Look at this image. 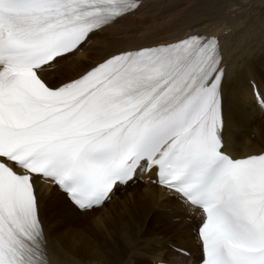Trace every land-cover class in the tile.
<instances>
[{
    "label": "snow or ice",
    "instance_id": "6c2138e0",
    "mask_svg": "<svg viewBox=\"0 0 264 264\" xmlns=\"http://www.w3.org/2000/svg\"><path fill=\"white\" fill-rule=\"evenodd\" d=\"M141 0H0V264H51L37 184L79 210L154 173L198 214L199 264H264V151H225L218 41L189 34L47 75ZM264 106V86L250 84Z\"/></svg>",
    "mask_w": 264,
    "mask_h": 264
},
{
    "label": "bare ground",
    "instance_id": "6f19581e",
    "mask_svg": "<svg viewBox=\"0 0 264 264\" xmlns=\"http://www.w3.org/2000/svg\"><path fill=\"white\" fill-rule=\"evenodd\" d=\"M161 1L163 0H144L142 10L147 8V11L137 17L131 15L120 20L123 30L130 31L129 33H123V37L118 40H100L103 42L102 46L96 45L94 41L91 52L86 57L68 64L71 70L62 72V80L80 74L94 61L122 47L170 41L195 31L222 34L224 26H227L231 28L229 34L223 35L224 58L228 65L225 79L227 118L229 124L243 134L237 141L240 146L249 135L247 128L253 125L256 127L252 130L258 129L257 136L264 141V122H261L264 120L261 116L263 113L260 112L257 117L246 114V106H249L253 99L249 89L239 80L247 71L257 70L264 74V30L261 27V31L257 33L255 26H248L251 12L254 17L258 12L264 16V11L261 12L264 0H228L219 11L208 9L204 0L198 1L197 4H194V1L190 4L189 0H175L176 8L187 1L190 5L184 8L188 11H183L185 14L187 11L188 15H195V18L193 16L194 19L184 23L187 24L184 31L172 34L169 29L170 34L164 30L169 28L170 24L166 27L165 21H155L165 11L164 7H159L158 3ZM248 5L249 8L242 10V7ZM189 7L191 9H188ZM167 14L166 12V16ZM176 24L178 25L177 22ZM177 27L179 26H176V29ZM252 115H256L255 111ZM37 189L51 264H149L147 255L155 254L156 241L160 239L183 246L192 255L200 250L195 224L191 220L190 212L185 208L180 205L172 206L174 208L164 205L161 208L162 205H157L159 214L148 216L153 208L154 198L151 197L147 185L135 186L129 190L131 192L137 189L132 191L129 197L133 204L127 212L122 210L120 200H117L110 206V211L97 210L82 216L63 193L50 184L40 181ZM158 192L161 193L162 190L158 189ZM141 243H147L148 246ZM168 250L169 248H166L165 251ZM187 261V257H181L179 264H187Z\"/></svg>",
    "mask_w": 264,
    "mask_h": 264
},
{
    "label": "rangeland",
    "instance_id": "374dc122",
    "mask_svg": "<svg viewBox=\"0 0 264 264\" xmlns=\"http://www.w3.org/2000/svg\"><path fill=\"white\" fill-rule=\"evenodd\" d=\"M165 0H163V1H161L162 3L164 2ZM169 1V2H168ZM172 1V2H171ZM194 1V4H197V2L198 1H203V0H189V2H190V4H191V2H193ZM205 2H206V5H207V7H208V9H210L211 11H219L224 5H226L227 3H226V1H228V0H204ZM238 1H240V0H238ZM174 2H175V0H167L166 2H164L165 3V5H162V7L160 6L162 3H160V5H159V7L160 8H163L164 7V9H165V11L162 13V14H160V16H158L156 19H155V21H156V23H158V22H160V23H162V22H164L165 21V25H166V27H168L169 25L168 24H170V27L169 28H166V29H164L167 33H169V30H170V32H171V34L172 33H179V32H182V31H184L186 28H187V24H184V23H186V22H188V20H190V19H194L195 18V15H192V14H190V15H188L187 14V9L186 8H184L185 6H188V5H190V4H187L188 2L187 1H185V2H182V4L181 5H179L177 8L174 6ZM199 3V2H198ZM159 4V3H158ZM169 5V6H168ZM183 5V7L181 8V6ZM168 6V7H167ZM249 6L250 5H248V6H245V7H242V10H245V9H247V8H249ZM166 7V8H165ZM178 8H179V10H178ZM170 9V10H169ZM173 11H172V10ZM183 9H186L187 11H186V14L184 13V11H183ZM188 9H191V7H189ZM177 10V11H176ZM197 10H199V8H197ZM264 11V7L262 8L261 7V12H263ZM166 12L168 13L167 15L168 16H166ZM172 12V13H171ZM184 13V14H183ZM245 13V12H244ZM244 13H242V15L244 14ZM172 15V16H171ZM184 15H185V17H184ZM188 15V16H187ZM177 16V17H176ZM193 16H194V18H193ZM160 18V19H159ZM162 19V20H161ZM169 19H170V21H169ZM176 19H178V20H176ZM167 20H168V22H170V23H168L167 22ZM173 21V22H172ZM178 23V25L176 24V22ZM179 21V22H178ZM171 23H172V25H171ZM181 25V26H180ZM175 26V27H174ZM176 26H179V27H177V29H176ZM248 26H250V27H252V26H255V32H260L261 31V27H263V29L262 30H264V16H262V14L260 13V12H258V14L256 15V17H254V19L252 20V22L250 21L249 22V25ZM248 26H246V27H248ZM173 27H174V29H173ZM182 27V28H181ZM245 27V28H246ZM169 29V30H168ZM184 29V30H183ZM168 30V31H167ZM179 30V31H178ZM173 31V32H172ZM176 31V32H175ZM170 34V33H169ZM102 44H103V42H102ZM102 46V45H101ZM246 109L248 110V112H249V108H248V106H246ZM250 113V112H249ZM263 118H264V116H263ZM262 123L264 122V120H262L261 121ZM255 127H256V125H255ZM254 127V125L252 126V127H248L247 128V130H248V134H250L253 130V128H255ZM258 137V136H257ZM141 186V185H140ZM137 187V186H136ZM133 188H135V187H133ZM133 188H131V189H133ZM130 189V190H131ZM134 190H137V189H134ZM134 190H132V191H134ZM132 191L131 192H129L128 191V193H126L125 192V194H123L122 196H121V200L119 201V204L123 207V211H125V212H127L128 211V209H130L129 207L133 204V201H129V197H130V195H131V193H132ZM117 201V200H116ZM110 214V213H109ZM86 215V214H85ZM93 225V224H92ZM91 225V226H92Z\"/></svg>",
    "mask_w": 264,
    "mask_h": 264
}]
</instances>
